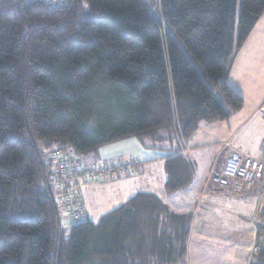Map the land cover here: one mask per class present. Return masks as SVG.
Returning a JSON list of instances; mask_svg holds the SVG:
<instances>
[{
    "label": "trees",
    "instance_id": "trees-1",
    "mask_svg": "<svg viewBox=\"0 0 264 264\" xmlns=\"http://www.w3.org/2000/svg\"><path fill=\"white\" fill-rule=\"evenodd\" d=\"M152 1L230 110L163 41L146 0H0V264H185L192 216L142 192L98 224L69 226L52 185L54 151L81 163L136 138L172 147L165 190L180 192L195 175L180 152L200 122L242 109L228 76L264 0ZM259 246L254 264H264Z\"/></svg>",
    "mask_w": 264,
    "mask_h": 264
},
{
    "label": "crops",
    "instance_id": "crops-1",
    "mask_svg": "<svg viewBox=\"0 0 264 264\" xmlns=\"http://www.w3.org/2000/svg\"><path fill=\"white\" fill-rule=\"evenodd\" d=\"M235 60L237 74L234 83L230 82L229 74L228 83L242 96L244 105L240 111L232 113L228 120L203 122L201 128L186 142L180 154L196 167V175L192 182L194 185L189 189H183L186 191L181 194L166 193L164 162L173 153L169 144L163 147H146L138 139L130 138L101 148L88 163L107 164L127 153L136 155L138 161L142 162L141 171L134 178L83 187L85 203L88 197H97L106 190H121V199L112 195L109 202L99 204L98 208L110 202L115 203L117 201L115 197L121 201L125 198L131 199L142 192L154 194L164 201L168 200L169 203L172 197L178 198L180 195L183 197L186 193L187 198H180L174 212L193 211L188 247L189 264H254L256 261L254 246L259 244L261 237H264V180L254 186L243 188L241 192H222L214 182L206 183L215 155L226 142L254 156L263 153L264 14ZM190 196H193V200L188 208L187 200ZM87 216L90 220L88 211ZM247 234L251 235L250 250L248 256L244 251L243 257H240L243 250L239 247ZM233 253L237 255L235 260H232Z\"/></svg>",
    "mask_w": 264,
    "mask_h": 264
},
{
    "label": "built area",
    "instance_id": "built-area-1",
    "mask_svg": "<svg viewBox=\"0 0 264 264\" xmlns=\"http://www.w3.org/2000/svg\"><path fill=\"white\" fill-rule=\"evenodd\" d=\"M25 1L42 2L52 8L67 4V0ZM51 163L54 167L52 185L58 191L57 202L63 215L68 218L69 226L79 224L87 218L82 187L115 181L129 175L136 176L142 168V162L130 158H120L107 164H81L72 154L62 150L52 153ZM209 179L222 192H241L245 187L256 185L264 180V150L260 156H254L226 142L213 162ZM259 249V244H256L253 252L257 253Z\"/></svg>",
    "mask_w": 264,
    "mask_h": 264
},
{
    "label": "rangeland",
    "instance_id": "rangeland-1",
    "mask_svg": "<svg viewBox=\"0 0 264 264\" xmlns=\"http://www.w3.org/2000/svg\"><path fill=\"white\" fill-rule=\"evenodd\" d=\"M146 2L149 4L151 15L153 16V18L155 19V21L158 23V25L160 27V31H161V35H162L163 41L165 42V40L167 38H170L171 40H173L175 42V44L178 45V47L181 49V51L183 52V54L188 58V60L192 64V66L196 69V71L202 77V79L204 80V82L206 83V85L215 93L216 97L222 103V105L226 109H228L229 108L228 107V103H227L226 99L224 98V96L222 95V93L220 92L219 88H217L216 86H214L212 84L211 80L208 78V76L206 75V73L204 72V70L202 69V67L200 66V64L193 58V56L189 53V51L187 50V48L185 47V45L183 44V42L180 40V38L175 34V32L170 27V25L165 21V19L163 18L160 10H158V8L155 6V3L152 0H146ZM165 62H166V68H167L168 72H170L169 63H168V59H167L166 54H165ZM236 74H237V63H236V60H235L234 64L232 65V67L230 69V77H229L230 82H233L234 83ZM202 123L203 122H200L199 128H201ZM163 146H167V144H165V145L164 144H160L159 145V147H163ZM218 153L215 155L214 160L217 158ZM94 155L95 154H90V155H87V156H82V158H80V162L82 164H88L91 161L90 159H93L95 157ZM119 158L137 159L138 157L136 155H134V154L127 153L126 155H123V156H121ZM116 160H118V158ZM116 160L115 159H112V161H110V162H113V161H116ZM214 160H213V162H214ZM213 162H212V164H211V166L209 168L208 175H207V179H206V183L208 182L209 173L211 171ZM195 172H196V167H195ZM134 176L135 175H129V176L122 177L120 179L126 180L129 177L134 178ZM107 182L108 183H112V181H107ZM107 182H102V184L103 183H107ZM209 182H212V181H210V179H209ZM193 185L194 184L192 183L190 186H188L187 189H189ZM183 191H186V190H181L180 192H177V193L178 194L179 193L181 194V192H183ZM112 195L120 197L121 190L120 189L106 190L105 193H101L97 197H91V198L88 197L86 199V203L85 204H86V207H87L88 214H90V217L89 218H90V220L92 222L98 224L100 222V220H101V218H102L103 215H105L106 213H109V212L113 211L114 209L118 208L119 206H121L122 204H124L126 201H128L130 199V198H125V199H122L121 201H118L119 199H121V197L119 199H117L115 197V200H117V201H115V203L114 202H110V204H108V205L105 204L104 206L100 205L99 208H98V205L99 204H102V203H105V202L107 203V201L109 202V200H111V198H112ZM177 197L178 198H173L172 197L170 199V203L168 202V200H165V203H166V205L168 206V208H169V210L171 212L175 210L174 208H176V203L180 200V198L182 197V195L177 196ZM263 197H264V193H263ZM185 198H187V194L186 193L183 194V197L181 199H185ZM192 200H193V196H190L188 198V200H187L188 208L192 204ZM182 205H183V203H182ZM182 213H186V214H188L190 216H193V211L192 210H188V211L182 212ZM191 223H192V221H191ZM253 235H254L253 239H255L256 238L255 237V234L253 233ZM250 236L251 235H248V234L245 235V238L243 239L242 245H241V247H239V249H242L243 250L242 256H240V257H243L244 251H245V255L248 256V251L250 250V242H249ZM262 238H264V237H262ZM189 241H190V237L188 238V241H187V250H188V247H189ZM252 242H253V240H252ZM239 251H241V250H239ZM236 256L237 255L233 253L232 254V260H235L236 259ZM222 258H224V255H222ZM255 259H256V256H255ZM185 264H189V251H188L187 256H186V259H185Z\"/></svg>",
    "mask_w": 264,
    "mask_h": 264
}]
</instances>
